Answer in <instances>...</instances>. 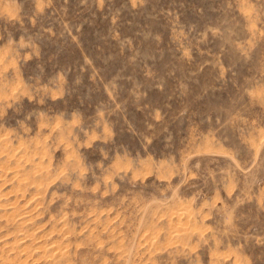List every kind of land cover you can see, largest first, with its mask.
<instances>
[{
    "label": "rangeland",
    "instance_id": "obj_1",
    "mask_svg": "<svg viewBox=\"0 0 264 264\" xmlns=\"http://www.w3.org/2000/svg\"><path fill=\"white\" fill-rule=\"evenodd\" d=\"M0 264H264V0H0Z\"/></svg>",
    "mask_w": 264,
    "mask_h": 264
}]
</instances>
